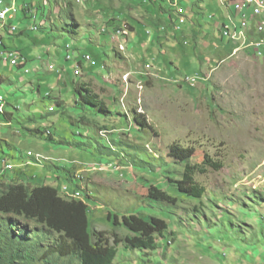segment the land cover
Returning a JSON list of instances; mask_svg holds the SVG:
<instances>
[{"label":"rangeland","instance_id":"rangeland-1","mask_svg":"<svg viewBox=\"0 0 264 264\" xmlns=\"http://www.w3.org/2000/svg\"><path fill=\"white\" fill-rule=\"evenodd\" d=\"M137 1L28 0L44 30L39 6L46 9L52 32H1L6 47L29 62L28 73L0 62V114L10 115L0 118V158L7 159L0 169L11 171L0 187L39 169L45 180L33 178L32 187L85 201L91 232L118 251L115 264H264V57L250 43L233 47L222 38L231 1L183 0L179 32L172 30L180 13L160 21L158 6ZM19 14L16 25L30 31ZM68 47L76 53L71 62ZM44 54L49 65L38 72L35 58ZM79 84L113 115L76 105ZM137 115L149 128L140 130ZM174 147L194 156L175 155ZM186 174L202 190L198 198L177 191ZM158 195L176 203L156 202ZM115 215L159 217L169 230L157 251H133L125 243L133 235L114 225ZM7 219L0 214V231ZM13 234L25 238L20 228ZM48 239L40 254L57 237Z\"/></svg>","mask_w":264,"mask_h":264},{"label":"trees","instance_id":"trees-1","mask_svg":"<svg viewBox=\"0 0 264 264\" xmlns=\"http://www.w3.org/2000/svg\"><path fill=\"white\" fill-rule=\"evenodd\" d=\"M68 33L75 34L72 31ZM2 47L8 49L5 42H2ZM91 61L92 59L89 62ZM74 97L76 105L98 114L113 115L85 84L74 88ZM58 106L63 107L61 103ZM8 116L10 115L7 113L0 114V118L5 120L6 117L10 118ZM135 122L140 130L149 128L141 115L135 116ZM41 134L54 141L52 133L45 130ZM100 152L116 155L107 147H102ZM172 152L175 155L184 154L188 160L195 153L194 149L183 150L178 147H174ZM1 159L3 158L0 161ZM32 180V177L22 174L18 183L0 187V214L10 217L4 230L0 231V264H115L118 251L103 235L91 232L85 201L62 197L58 188L49 185L32 187ZM75 182L77 188H80L76 178ZM176 184L177 191L188 197L198 198L202 194L192 174H186ZM154 200L173 205L176 203L165 195H158ZM110 218L115 226H122L133 235L125 240L128 248L133 251H157L158 238L163 237L169 230L166 221L159 217L146 219L137 215H115ZM19 220L35 223L37 230L29 229V225L21 227ZM14 228H20L25 238L14 235ZM55 236L57 239L52 241ZM45 238H49L52 243L40 254ZM119 242L121 241L115 239V243Z\"/></svg>","mask_w":264,"mask_h":264},{"label":"built area","instance_id":"built-area-1","mask_svg":"<svg viewBox=\"0 0 264 264\" xmlns=\"http://www.w3.org/2000/svg\"><path fill=\"white\" fill-rule=\"evenodd\" d=\"M140 1V0H139ZM147 4H155L159 7H163L169 12L168 19H172L173 13H180L181 25L179 29H173L174 32L181 31V26L186 22V12L183 9V0H142ZM233 11L236 13L237 17H229V24L223 25L222 38H228L233 47L240 46L243 43H250V49L254 52H261L264 50V0H233ZM23 8H30V15L35 14L37 7L30 5L28 3L19 4V0H0V46L4 42L1 32L7 33L9 35L19 34L23 32L21 29L15 25L17 15ZM11 22L10 24L8 22ZM253 29L256 35L253 34ZM44 30V23H41V28H34L30 26V32H40ZM163 30V29H162ZM164 31V30H163ZM113 38H116V33ZM120 42H122L120 40ZM4 48V47H3ZM80 50V49H78ZM67 51L69 53L67 60L73 61L72 54L75 53V49L68 47ZM81 51V50H80ZM122 51V49H121ZM83 52V51H82ZM1 58H8L10 60V66L13 68H19L23 61H27L26 57H23L21 52L12 51L8 49H3L0 51ZM85 60L89 62L91 57L84 56ZM50 69L57 75L62 76L63 71H57L56 67L52 66ZM80 65L77 64V73H79ZM31 73V72H30ZM43 160V159H42ZM4 163L7 159H1ZM11 171H5V173ZM78 191V189H76Z\"/></svg>","mask_w":264,"mask_h":264},{"label":"crops","instance_id":"crops-1","mask_svg":"<svg viewBox=\"0 0 264 264\" xmlns=\"http://www.w3.org/2000/svg\"><path fill=\"white\" fill-rule=\"evenodd\" d=\"M131 1H137V0H131ZM226 3L227 2H232V4H233V0H224ZM28 3V0H19V4L20 5H22V3ZM138 2V1H137ZM29 4V3H28ZM232 4H231V6H232ZM30 5H34V4H30ZM40 7H41V5H40ZM25 9L26 8H23V11H20V14H19V16H21V17H23L24 18V20L25 21H27L28 22V24H30V22L29 21H31V24H32V26H33V22H32V20H31V18H29L28 16H25L26 15V11H25ZM41 9H44L43 10V16H44V19L43 20H45L46 22H47V27H46V30L45 31H43V32H46V33H51L52 32V30H51V25H50V21H49V14L46 16V13L44 12L46 9L45 8H40V10ZM155 11H153V13H154V15H155V17H156V19L157 20H160V21H162V20H167L168 21V16H167V14H164L163 13V10H161V7H156L155 9H154ZM39 15H40V12H39ZM230 16H232L233 18H236L237 17V15H236V13L233 11V7H231V12H223V24L221 25V27H222V29H223V25H226V24H229L230 23V21H229V17ZM40 17V16H39ZM18 18V17H17ZM28 19H29V21H28ZM16 20H18V19H16ZM42 20V21H43ZM38 21V20H37ZM166 21V22H167ZM15 25H16V21H15ZM18 26V25H17ZM19 28V27H18ZM222 29H221V32H222ZM21 30L22 31H24V32H22V33H26V32H30V31H28L29 30V25L28 26H24V27H22L21 28ZM255 29H253V34H255L256 35V32L254 31ZM5 34V33H4ZM222 35V34H221ZM155 36V35H154ZM156 36H158V35H156ZM87 37H90L89 35H86L85 36V38H87ZM90 39V38H89ZM89 42V41H88ZM45 55L46 54H44V56H38L37 58H35L36 60H37V64H36V66L38 67L37 68V71L38 72H41V70H43V69H45V67H46V65L48 66L49 64L48 63H46V59H45ZM26 58H27V61L29 62V60H28V57L26 56ZM27 62V63H28ZM81 64V63H80ZM35 66V67H36ZM81 66V65H80ZM5 152V151H4ZM26 155L25 154H23L21 157L22 158H20V159H22V160H20V161H26V162H28V159L25 157ZM31 171H30V178L32 177V178H35V179H37L38 177L40 178V180H42V181H44L45 179H44V174H42L41 173V171L39 170V169H37V168H31L30 169ZM38 174H39V176H38ZM51 178V175H49V177H48V179L47 180H49ZM39 180V179H38ZM39 180V182H41ZM33 181V180H32Z\"/></svg>","mask_w":264,"mask_h":264},{"label":"bare ground","instance_id":"bare-ground-1","mask_svg":"<svg viewBox=\"0 0 264 264\" xmlns=\"http://www.w3.org/2000/svg\"><path fill=\"white\" fill-rule=\"evenodd\" d=\"M146 3V2H145ZM144 3V4H145ZM25 11H26V16H28L29 18H31V20H32V22H33V27L34 28H41L37 23H38V18L36 17V12H35V14H33V15H30V8H26L25 9ZM37 11V10H36ZM38 13V12H37ZM121 33V32H120ZM236 51H238V50H236ZM257 56L258 57H264V50L263 51H261V52H258L257 53ZM0 62H10V60L8 59V58H1V60H0ZM27 62L28 61H23L21 64H20V69L21 70H25L26 71V67H27ZM27 73H28V71H26ZM0 79H3V76L0 74ZM2 101V98L0 97V102ZM3 110V107L2 106H0V111H2ZM4 170L6 171V169H0V178H2L3 177V172H4Z\"/></svg>","mask_w":264,"mask_h":264},{"label":"clouds","instance_id":"clouds-1","mask_svg":"<svg viewBox=\"0 0 264 264\" xmlns=\"http://www.w3.org/2000/svg\"><path fill=\"white\" fill-rule=\"evenodd\" d=\"M42 7V6H41ZM40 6H39V8H41ZM64 187V186H63ZM60 190V189H59ZM61 192V195H62V197H65L63 194H62V189L60 190ZM83 201V200H82Z\"/></svg>","mask_w":264,"mask_h":264}]
</instances>
